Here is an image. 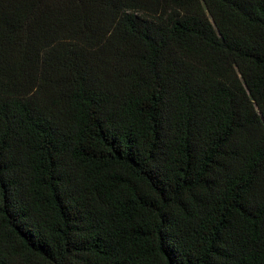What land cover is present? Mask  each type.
<instances>
[{"label":"trees","instance_id":"trees-1","mask_svg":"<svg viewBox=\"0 0 264 264\" xmlns=\"http://www.w3.org/2000/svg\"><path fill=\"white\" fill-rule=\"evenodd\" d=\"M0 264H264V0H0Z\"/></svg>","mask_w":264,"mask_h":264},{"label":"rangeland","instance_id":"rangeland-1","mask_svg":"<svg viewBox=\"0 0 264 264\" xmlns=\"http://www.w3.org/2000/svg\"><path fill=\"white\" fill-rule=\"evenodd\" d=\"M239 90H241V87H238ZM242 89H243V86H242Z\"/></svg>","mask_w":264,"mask_h":264}]
</instances>
